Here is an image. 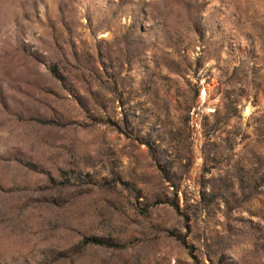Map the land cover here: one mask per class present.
Returning a JSON list of instances; mask_svg holds the SVG:
<instances>
[{
	"label": "rangeland",
	"instance_id": "374dc122",
	"mask_svg": "<svg viewBox=\"0 0 264 264\" xmlns=\"http://www.w3.org/2000/svg\"><path fill=\"white\" fill-rule=\"evenodd\" d=\"M0 264H264V0H0Z\"/></svg>",
	"mask_w": 264,
	"mask_h": 264
},
{
	"label": "trees",
	"instance_id": "16d2710c",
	"mask_svg": "<svg viewBox=\"0 0 264 264\" xmlns=\"http://www.w3.org/2000/svg\"><path fill=\"white\" fill-rule=\"evenodd\" d=\"M94 241L98 242L100 239L98 238H93Z\"/></svg>",
	"mask_w": 264,
	"mask_h": 264
}]
</instances>
